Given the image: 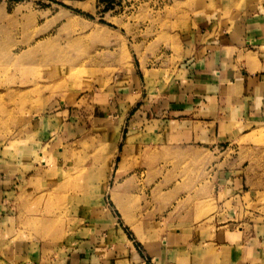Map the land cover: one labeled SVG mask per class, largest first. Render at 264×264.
Instances as JSON below:
<instances>
[{
	"label": "rangeland",
	"instance_id": "obj_1",
	"mask_svg": "<svg viewBox=\"0 0 264 264\" xmlns=\"http://www.w3.org/2000/svg\"><path fill=\"white\" fill-rule=\"evenodd\" d=\"M247 9L264 16V0H0V166L21 173L3 204L0 264H65L107 216L147 252L178 229L202 236L216 216L264 214V123L162 145L129 138L140 129L132 123L108 138L109 121L95 122L68 140L67 157L49 144L63 126L49 135L41 125L65 108L76 115L84 106L86 118L109 96L123 105L141 90L161 94L199 18L232 20ZM223 171L242 176L240 190L218 181Z\"/></svg>",
	"mask_w": 264,
	"mask_h": 264
},
{
	"label": "crops",
	"instance_id": "obj_2",
	"mask_svg": "<svg viewBox=\"0 0 264 264\" xmlns=\"http://www.w3.org/2000/svg\"><path fill=\"white\" fill-rule=\"evenodd\" d=\"M196 25L183 34L181 60L161 94L151 96L141 90V97L130 100L126 96L123 105L116 96H109L104 106H90L86 118L84 106L75 110L76 115H70L69 108L56 112L49 116L51 123L46 118L41 124L46 134L53 126H63L56 142L50 139L49 144L59 145V152L67 157L64 145L71 143L68 140L85 131L88 135L95 129L93 123L103 121H109L108 138L120 136L124 121L140 128L129 138L162 145L219 139L264 123V16L247 9L232 20L199 18ZM235 123H239L237 128L232 127ZM11 165L0 166V220L6 195L21 184L20 169ZM236 176L223 171L218 173V181L237 191L243 178ZM225 218L221 222L216 216L214 227L206 228L202 236L190 228L178 229L143 252L115 219L107 216L91 224L89 239L65 259V264H100L103 256L109 264H147V255L159 264H264V214L243 219L226 214ZM84 230L87 228L80 231Z\"/></svg>",
	"mask_w": 264,
	"mask_h": 264
}]
</instances>
